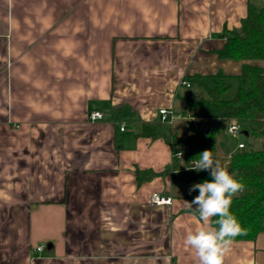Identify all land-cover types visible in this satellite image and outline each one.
<instances>
[{"label": "crops", "instance_id": "1", "mask_svg": "<svg viewBox=\"0 0 264 264\" xmlns=\"http://www.w3.org/2000/svg\"><path fill=\"white\" fill-rule=\"evenodd\" d=\"M249 5L264 0H0V264H192L186 173L138 134L220 75L237 87L244 62L216 52ZM237 151L218 145L226 166ZM225 264H264V232Z\"/></svg>", "mask_w": 264, "mask_h": 264}, {"label": "trees", "instance_id": "2", "mask_svg": "<svg viewBox=\"0 0 264 264\" xmlns=\"http://www.w3.org/2000/svg\"><path fill=\"white\" fill-rule=\"evenodd\" d=\"M222 38H225V44L216 52L217 56L223 60L244 62L242 73L237 78L235 96L230 100L223 98L231 84L226 77L220 75L215 85L207 89L206 96L195 101H185L186 113L183 116L200 120V123L206 124L205 129L199 123L194 125L190 121L189 135L175 132L169 135V130L144 124L138 136L164 137L173 146L174 153L184 151V164L177 159L175 162L186 173V198L191 201L199 195V190L190 192V187L212 180L208 170H190L192 162L205 150L212 151L213 156L218 157V145L227 141L230 125L239 124L248 133L247 137L259 139L260 149L238 150L230 156L227 164L228 171L234 173L235 178L245 186L242 192L234 196L230 207V212L246 230V234L238 235L234 241H255L264 232V68L249 62L264 61V6L257 8L249 5L240 28L225 30ZM140 174L138 172L139 182L151 178ZM196 207L193 205L191 211L198 216ZM215 219L214 217L213 220Z\"/></svg>", "mask_w": 264, "mask_h": 264}, {"label": "clouds", "instance_id": "3", "mask_svg": "<svg viewBox=\"0 0 264 264\" xmlns=\"http://www.w3.org/2000/svg\"><path fill=\"white\" fill-rule=\"evenodd\" d=\"M198 157L190 170H208L212 180L194 184L189 189L190 192L199 190V195L191 202L184 201L185 207L193 210L196 205L195 212L202 223L186 234L184 245L191 253L192 264H225L234 238L246 234L230 212L234 196L245 186L212 151L205 150Z\"/></svg>", "mask_w": 264, "mask_h": 264}, {"label": "built area", "instance_id": "4", "mask_svg": "<svg viewBox=\"0 0 264 264\" xmlns=\"http://www.w3.org/2000/svg\"><path fill=\"white\" fill-rule=\"evenodd\" d=\"M183 85L186 87H190V83H188V82H184ZM159 115H160V123L164 124V125H170V126H172L176 120L182 118V115H177L176 113H174V111L169 110V109L160 110ZM101 119H103V114L101 112H91L89 114V117H88L89 122H92V123H94L98 120H101ZM196 129H199V128L196 127ZM120 130L124 131L125 125H123L120 128ZM239 134H242V128L239 124H232L229 126V128L227 130L228 136L233 137V136H237ZM245 148H246V146L244 143L238 144V150H243ZM184 155H185V153L183 150H178L173 154V158L177 159L181 164H184V159H185ZM193 166H194V162H192L190 168H192ZM153 197H155V200L153 199ZM150 203L153 206L171 205L172 204V198L169 196L162 195L161 193H153L151 198H150ZM44 249H45L44 245H39L36 247V249H35L36 258H38L40 256V254L43 252Z\"/></svg>", "mask_w": 264, "mask_h": 264}, {"label": "rangeland", "instance_id": "5", "mask_svg": "<svg viewBox=\"0 0 264 264\" xmlns=\"http://www.w3.org/2000/svg\"><path fill=\"white\" fill-rule=\"evenodd\" d=\"M236 86H232L230 87V89L225 93V95H223V98L226 99V100H230L232 99L235 94H236ZM205 94L204 96H206L207 94L206 93H203ZM185 118V119H183ZM182 119L183 120H176L175 124H173L172 126L170 125H163L161 127V129L165 130V131H168V134L170 135V133H178L179 135H189L190 132L188 131V125L190 123V121H192V123L195 125V124H198L200 123V120H196V119H189L185 116L182 115ZM199 121V122H198ZM242 128V127H241ZM243 131V129H242ZM229 143L236 147L239 143H244L246 148L247 149H260L261 148V141L259 139H254L252 137H246L244 136L243 134H239L237 136H228L227 137V141H226V144Z\"/></svg>", "mask_w": 264, "mask_h": 264}, {"label": "water", "instance_id": "6", "mask_svg": "<svg viewBox=\"0 0 264 264\" xmlns=\"http://www.w3.org/2000/svg\"><path fill=\"white\" fill-rule=\"evenodd\" d=\"M209 132V129L206 130V133ZM243 134L247 137L248 136V133L246 131H243Z\"/></svg>", "mask_w": 264, "mask_h": 264}]
</instances>
